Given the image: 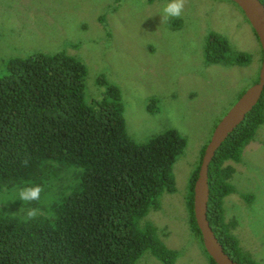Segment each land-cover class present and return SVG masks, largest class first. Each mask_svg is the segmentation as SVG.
Instances as JSON below:
<instances>
[{
  "label": "trees",
  "instance_id": "16d2710c",
  "mask_svg": "<svg viewBox=\"0 0 264 264\" xmlns=\"http://www.w3.org/2000/svg\"><path fill=\"white\" fill-rule=\"evenodd\" d=\"M204 60L206 65H245L250 56L213 33ZM6 69L0 76V192L18 209L15 215L0 214V264H133L146 249L161 263L172 264L179 251L166 246L145 217L158 207L163 192L175 191L172 166L186 139L170 128L144 143L134 142L125 133L119 89L107 86L106 97L87 104L86 68L63 52L12 57ZM97 82L107 84L102 78ZM263 122L264 89L208 167L207 217L224 250L239 264L260 263L241 251L234 221L225 218L224 197L235 191L233 168L226 161H240ZM205 146L188 177L185 199L190 229L201 243L193 185ZM29 181L44 189L41 200L31 204L15 199ZM241 196L252 200L246 192ZM31 208L37 216L29 220Z\"/></svg>",
  "mask_w": 264,
  "mask_h": 264
},
{
  "label": "rangeland",
  "instance_id": "374dc122",
  "mask_svg": "<svg viewBox=\"0 0 264 264\" xmlns=\"http://www.w3.org/2000/svg\"><path fill=\"white\" fill-rule=\"evenodd\" d=\"M167 2L0 0V76L12 57L63 52L86 68L87 104L106 97L107 86L119 89L125 133L134 142L144 143L166 129L178 131L186 143L172 166L176 189L163 192L145 219L166 246L179 251L172 264H211L189 226L187 180L217 122L256 82L261 47L231 0H186L180 18L162 16ZM213 33L225 37L232 50L247 52L250 61L206 65L205 44ZM226 163L233 168L235 191L224 197L225 218L234 221L241 251L264 264V122L240 161ZM3 192L0 214L15 215L18 206L6 203ZM241 192L252 200L246 202ZM133 264L163 263L146 249Z\"/></svg>",
  "mask_w": 264,
  "mask_h": 264
},
{
  "label": "water",
  "instance_id": "95a60500",
  "mask_svg": "<svg viewBox=\"0 0 264 264\" xmlns=\"http://www.w3.org/2000/svg\"><path fill=\"white\" fill-rule=\"evenodd\" d=\"M231 1L240 7L256 33L262 49V59L258 71V80L244 90L214 127L210 139L205 146L198 175L193 185L194 218L200 230L204 248L217 264L239 263L224 250L207 217L209 163L225 138L258 102L264 89V4L261 0Z\"/></svg>",
  "mask_w": 264,
  "mask_h": 264
},
{
  "label": "clouds",
  "instance_id": "9594fccd",
  "mask_svg": "<svg viewBox=\"0 0 264 264\" xmlns=\"http://www.w3.org/2000/svg\"><path fill=\"white\" fill-rule=\"evenodd\" d=\"M186 0H168V2L163 6L161 14L164 18H180L184 8ZM23 163L26 165L27 160H24ZM44 191L41 184L33 182H25V185L19 188L16 193V198L20 199L23 202L31 204L32 202H38L41 200V193ZM37 216V209L31 208L26 213V218L31 220Z\"/></svg>",
  "mask_w": 264,
  "mask_h": 264
}]
</instances>
